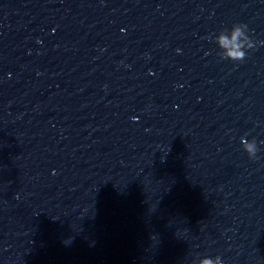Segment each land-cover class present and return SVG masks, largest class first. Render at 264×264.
I'll return each mask as SVG.
<instances>
[{"label":"water","instance_id":"water-1","mask_svg":"<svg viewBox=\"0 0 264 264\" xmlns=\"http://www.w3.org/2000/svg\"><path fill=\"white\" fill-rule=\"evenodd\" d=\"M0 264H264V0H0Z\"/></svg>","mask_w":264,"mask_h":264}]
</instances>
